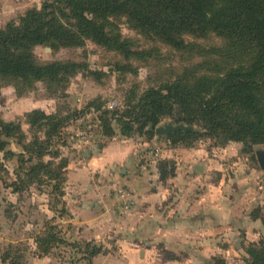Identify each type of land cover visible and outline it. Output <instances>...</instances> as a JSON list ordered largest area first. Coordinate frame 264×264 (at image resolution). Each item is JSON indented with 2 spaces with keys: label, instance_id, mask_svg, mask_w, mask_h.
Wrapping results in <instances>:
<instances>
[{
  "label": "rangeland",
  "instance_id": "obj_1",
  "mask_svg": "<svg viewBox=\"0 0 264 264\" xmlns=\"http://www.w3.org/2000/svg\"><path fill=\"white\" fill-rule=\"evenodd\" d=\"M43 1L0 0V28L9 21L18 22L19 17L31 8L39 9ZM114 23L111 34L128 39L134 48L152 50L145 60H127L118 52L89 39L78 47L51 48L41 44L32 47L38 62L72 60L87 66L52 89L43 81L27 86L15 80L0 79V120L19 126L16 134L4 138L7 144L0 151V264H124L130 255L134 257L139 251V247L131 242L133 235L126 225L131 211L120 213L116 210V191L129 186L116 183L109 193L107 191L113 195V201L103 210L113 211L117 223L102 234L98 242L89 241L101 248L95 262L94 256L89 261L85 259L86 240L68 236L58 221L65 212V181L58 190L52 187L54 182L47 181L27 184L13 191L18 165L27 167L37 160L24 147L35 139L45 149L41 160L67 162L65 180L70 166H81L90 155L100 153L110 144L116 147L124 144L130 147L125 164L97 166L92 175L98 183H105L104 177L110 174L116 176L131 168L132 173L143 171L153 175L152 182L159 179L171 192L170 201L175 196L174 189L177 190L173 182L177 174L192 176L188 183L182 181L180 187L188 193L206 190L205 183L214 191H227L231 200L242 201L237 215L243 212L256 223L249 224L247 229L232 230L229 237L215 232L213 238L219 249L210 256L211 261L207 264H247L251 259L250 245L264 243V170L258 161L260 155L264 161V143L203 136L191 144H171L168 136L157 137L148 126L140 130L135 125L132 130L125 131L116 120L118 113L126 107L127 90L133 85L141 91L174 77L183 67L201 61L205 51L222 46V38L213 33L204 37L186 34L184 39L190 47L177 50L155 37L139 33L124 16L115 19ZM129 64L133 70L120 72L117 69H125ZM103 109L110 111L107 115L110 129L100 121ZM35 111L37 115L33 114ZM30 114L36 120L30 121ZM61 119L63 123L49 137L52 122ZM167 122L173 123V120L165 118L157 125ZM182 124L189 129H198ZM161 166L168 173L163 179L160 178ZM171 167H174V174H171ZM47 222L57 225L55 231L65 242L56 244L49 254L38 256L35 236L44 231ZM167 249L161 251L164 257L188 256L184 249Z\"/></svg>",
  "mask_w": 264,
  "mask_h": 264
},
{
  "label": "trees",
  "instance_id": "obj_2",
  "mask_svg": "<svg viewBox=\"0 0 264 264\" xmlns=\"http://www.w3.org/2000/svg\"><path fill=\"white\" fill-rule=\"evenodd\" d=\"M121 16L139 33L177 50L190 47L186 34L204 37L213 33L223 40L222 46L205 51L201 61L183 67L174 77L141 91L136 85L127 90L126 107L116 119L125 131L135 125L140 130L150 124L155 127L171 118L174 124L198 128L171 131V144H191L203 136L264 143V0H45L39 9L31 8L18 22L9 21L0 28V79L27 86L43 81L52 89L87 66L72 60L38 62L32 47L41 44L78 47L89 39L127 60H145L151 49L134 48L128 39L110 33ZM117 69L125 72L133 67ZM108 113L103 109L99 118L110 129ZM30 115V121L36 120ZM61 123L62 119L52 122L49 137ZM18 129L17 124L0 120V151L7 144L4 138ZM24 147L37 160L27 167L18 165L13 191L47 181L54 182L52 187L58 190L65 181L67 162L41 160L45 149L38 139ZM167 174L161 166L160 178ZM56 229L57 225L47 222L35 236L38 256L65 242ZM100 252V246L84 243L87 261ZM248 253L247 264H264V243L251 244Z\"/></svg>",
  "mask_w": 264,
  "mask_h": 264
},
{
  "label": "crops",
  "instance_id": "obj_3",
  "mask_svg": "<svg viewBox=\"0 0 264 264\" xmlns=\"http://www.w3.org/2000/svg\"><path fill=\"white\" fill-rule=\"evenodd\" d=\"M129 148L124 144L117 147L110 144L100 153L90 155L81 166L68 168L65 212L58 218L68 236L98 242L102 234L116 225L114 212L103 210L113 201V195L108 193L116 183L129 186L137 197L126 225L133 235L131 242L139 251L134 257L130 255L124 264H207L219 249L213 238L215 232L229 237L232 230L247 229L249 224L256 223L243 212L237 215L242 201L231 200L227 191H214L208 183H205L206 190L198 193L182 190V181L188 183L192 176L174 177L177 190L174 189L171 201L168 199L171 192L158 178L152 182L153 175L143 171L132 173L131 168L116 176L110 174L104 177L105 183H98L92 175L96 167L125 164ZM167 248L184 249L188 256L164 257L161 251ZM99 257L94 256L93 261Z\"/></svg>",
  "mask_w": 264,
  "mask_h": 264
},
{
  "label": "built area",
  "instance_id": "obj_4",
  "mask_svg": "<svg viewBox=\"0 0 264 264\" xmlns=\"http://www.w3.org/2000/svg\"><path fill=\"white\" fill-rule=\"evenodd\" d=\"M136 202L137 197L130 188H120L115 193L116 210L120 213L131 211Z\"/></svg>",
  "mask_w": 264,
  "mask_h": 264
},
{
  "label": "water",
  "instance_id": "obj_5",
  "mask_svg": "<svg viewBox=\"0 0 264 264\" xmlns=\"http://www.w3.org/2000/svg\"><path fill=\"white\" fill-rule=\"evenodd\" d=\"M189 126H184L182 123L179 124H173L171 122H167L163 125H156L155 127L153 125H148V129L152 130L157 137H160L161 135L168 136V134L171 131H178V130H187L189 129ZM258 161L261 166V168L264 170V161L263 158L258 156Z\"/></svg>",
  "mask_w": 264,
  "mask_h": 264
},
{
  "label": "flooded vegetation",
  "instance_id": "obj_6",
  "mask_svg": "<svg viewBox=\"0 0 264 264\" xmlns=\"http://www.w3.org/2000/svg\"><path fill=\"white\" fill-rule=\"evenodd\" d=\"M260 157H262L261 155H260ZM263 158V157H262Z\"/></svg>",
  "mask_w": 264,
  "mask_h": 264
}]
</instances>
